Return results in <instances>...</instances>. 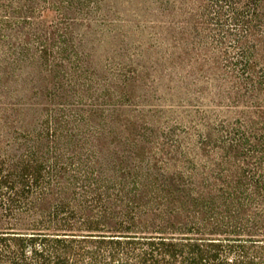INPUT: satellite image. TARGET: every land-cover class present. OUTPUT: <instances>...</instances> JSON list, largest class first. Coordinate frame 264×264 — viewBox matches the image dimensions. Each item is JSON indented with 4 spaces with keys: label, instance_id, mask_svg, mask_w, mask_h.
<instances>
[{
    "label": "trees",
    "instance_id": "trees-1",
    "mask_svg": "<svg viewBox=\"0 0 264 264\" xmlns=\"http://www.w3.org/2000/svg\"><path fill=\"white\" fill-rule=\"evenodd\" d=\"M0 264H264V0H0Z\"/></svg>",
    "mask_w": 264,
    "mask_h": 264
}]
</instances>
